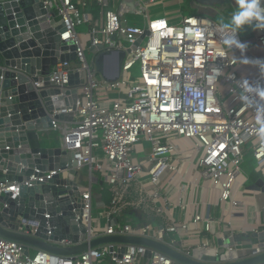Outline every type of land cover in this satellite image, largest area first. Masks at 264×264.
<instances>
[{
  "label": "built area",
  "instance_id": "1",
  "mask_svg": "<svg viewBox=\"0 0 264 264\" xmlns=\"http://www.w3.org/2000/svg\"><path fill=\"white\" fill-rule=\"evenodd\" d=\"M42 1L48 19L62 21L61 41L75 45V61L58 60L53 65L50 79L54 87L66 97L70 76L84 72V83L77 87L76 109L66 110L73 113L71 119L54 120L51 129L60 134L61 147L74 153L77 174L59 169L39 179L46 181L60 173L77 183L83 205L76 220L87 229V238L47 241L67 248L119 235L162 243L196 261H203L208 251L219 257L220 247L205 242L192 247L190 241L212 233L214 224L222 222L221 215L227 212L223 203L232 207L229 231L236 234V210L245 203L235 188L243 176L246 156L252 153L260 163L264 161V135L257 121V107L264 100L250 94L249 101H242L240 86L242 81L264 85L259 68L264 62V29L254 28L253 41L260 57L252 66L243 62V53L255 56V52L246 48L240 31L236 36L244 49L227 48L220 39L219 22L203 15L181 13L170 19L153 13L152 8L162 0ZM84 26V33L78 30ZM92 47L97 53L125 51L117 81L108 82L98 72L97 53L89 61L87 53ZM112 65L106 59L107 73ZM140 147L142 157L135 155ZM80 169L89 173L82 175ZM208 181L213 183L211 201L196 200V193ZM21 184L0 181L1 210L9 206L1 198L11 192V200L17 199ZM243 187L239 184L240 190ZM175 188L176 201L171 198ZM210 203L220 207L221 215H207ZM70 205L76 211L74 202ZM95 206L101 209L96 223ZM112 217L116 222L110 224ZM52 230L48 224V236ZM263 251L264 241H260L244 258ZM226 252L219 263L242 258L234 246H227ZM0 264L184 263L157 248L122 242L71 255L42 249L25 255L21 243L0 236Z\"/></svg>",
  "mask_w": 264,
  "mask_h": 264
},
{
  "label": "water",
  "instance_id": "2",
  "mask_svg": "<svg viewBox=\"0 0 264 264\" xmlns=\"http://www.w3.org/2000/svg\"><path fill=\"white\" fill-rule=\"evenodd\" d=\"M226 1L191 0L190 8L207 10ZM47 13L42 0H0V181L22 183L17 199L11 200V192L1 198L9 206L0 209V236L21 243L25 255H30L33 249L71 255L100 244L122 242L157 248L184 264L264 263V251L256 256L219 263L227 254V246L237 241L242 243V234L231 235L230 232L219 242V257L208 251L203 261L140 237L104 236L67 248L47 241L67 238L76 242L87 238V229L79 227L76 220L83 205L77 183L60 173L46 181L39 179L46 172L59 169L68 170L72 176L77 174L74 153L61 146H44L41 137L44 131L53 128L54 120L71 119L73 113L66 110L76 109L77 87L84 83V72L71 75L70 88L64 92L66 97L54 87L50 79L53 65L58 60L75 61L76 54L74 43L61 41V33L65 31L62 21L49 20ZM90 50L93 54L98 52L96 47ZM125 54L123 50L97 53L96 67L105 80L115 82L119 79ZM108 58L113 63L111 73L105 68ZM67 192L71 197L62 196ZM71 202L76 211H72ZM115 222L112 217L110 224ZM48 224L53 228L51 236L47 235ZM62 226L65 229L62 230ZM254 236L264 239V232Z\"/></svg>",
  "mask_w": 264,
  "mask_h": 264
},
{
  "label": "crops",
  "instance_id": "3",
  "mask_svg": "<svg viewBox=\"0 0 264 264\" xmlns=\"http://www.w3.org/2000/svg\"><path fill=\"white\" fill-rule=\"evenodd\" d=\"M185 0H162L157 3L152 12L155 14H163L168 16L170 19H176L179 15L187 14L184 12ZM249 55V53L244 52L243 58L248 61V64H256L258 55ZM258 57V58H259ZM253 66V65H252ZM50 130L44 131L43 136L46 137ZM47 138V137H46ZM43 141V139H42ZM48 145V144H47ZM51 146V145H48ZM264 161L260 163L253 155L245 159L243 164V176L241 177L239 183L236 184L237 196L242 199L245 206L241 209L236 210V217L234 219L233 227L236 229V233H242V243L238 241L233 245L238 251V254L244 258L246 255L251 253V248L255 246L260 241H264L261 237L254 236L255 234L264 232ZM239 184L243 185V189H239ZM213 183L208 181L205 186L200 188L196 193L195 199L202 202H209L210 192ZM173 200L178 199V189L175 188L171 194ZM219 198V190L216 191L215 200ZM223 211H220V207L216 205L208 204L206 207V213L208 216H219L223 217L222 222L216 223L213 226L212 233H205L201 236H195L190 241L192 247L197 244L211 243L210 245L219 246L220 240L224 237V234L229 231L230 221H231V211L232 207L229 203H223L221 205ZM258 231V232H256Z\"/></svg>",
  "mask_w": 264,
  "mask_h": 264
},
{
  "label": "clouds",
  "instance_id": "4",
  "mask_svg": "<svg viewBox=\"0 0 264 264\" xmlns=\"http://www.w3.org/2000/svg\"><path fill=\"white\" fill-rule=\"evenodd\" d=\"M235 5L230 19L220 23L219 35L221 42L227 48L236 47L243 50L245 45L238 41L236 34L246 25L264 29V0H235ZM243 62L248 63L247 60ZM259 68L264 74V62L259 63ZM240 86L244 93L241 96L242 101H249L250 94L264 100V85H254L248 81H242ZM257 121L261 124V135H264V104H259L257 107Z\"/></svg>",
  "mask_w": 264,
  "mask_h": 264
},
{
  "label": "rangeland",
  "instance_id": "5",
  "mask_svg": "<svg viewBox=\"0 0 264 264\" xmlns=\"http://www.w3.org/2000/svg\"><path fill=\"white\" fill-rule=\"evenodd\" d=\"M190 2H191V0H185L184 12L187 13V14L205 15V14L218 13L223 18V9L220 8V7H214V8H211V9L208 8L207 10L203 9V8H195V9H193V8H190ZM226 2L230 3L231 5H233L234 8L236 7L235 0H227ZM219 23H221V22H219ZM78 30L84 33L87 30V27L86 26L79 27ZM240 33H241V35H242V37H243V39L245 41L246 48L248 50H251V51L255 52V54L257 53L258 55H260V52H258V50H257L256 43L253 41L254 40V27L246 25L240 30ZM93 56H94L93 53L88 51L87 57H88L90 62H92ZM46 137H44V136L41 137V139H43L42 144L44 146H48V145L61 146L62 145V139H61V136H60L59 133H57V132H55L53 130H50V132L48 134H46ZM135 155L139 156V157H142L144 155L143 150H142L141 147L139 148V152L136 153ZM248 155L250 157L253 154L249 153ZM247 156H246V158H247ZM79 172L82 175H87L89 173V170L88 169H80ZM94 203L96 204V200L94 201ZM99 211H101V209H97V206H95L94 214H93L94 215V218H93V222L94 223L97 222L98 215L100 213Z\"/></svg>",
  "mask_w": 264,
  "mask_h": 264
},
{
  "label": "trees",
  "instance_id": "6",
  "mask_svg": "<svg viewBox=\"0 0 264 264\" xmlns=\"http://www.w3.org/2000/svg\"><path fill=\"white\" fill-rule=\"evenodd\" d=\"M215 7H220L223 9V18L218 13L205 14L203 16L210 17L217 22H222V21L227 22L230 19L232 12L235 10L233 5H231L228 2H225V3L220 4V5H216ZM104 196H105L106 200L109 199V194L107 191L104 192Z\"/></svg>",
  "mask_w": 264,
  "mask_h": 264
}]
</instances>
